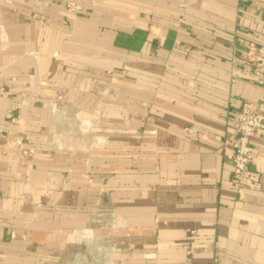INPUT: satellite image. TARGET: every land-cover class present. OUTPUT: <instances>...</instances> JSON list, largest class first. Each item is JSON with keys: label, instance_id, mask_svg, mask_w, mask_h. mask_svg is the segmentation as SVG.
Listing matches in <instances>:
<instances>
[{"label": "crops", "instance_id": "obj_1", "mask_svg": "<svg viewBox=\"0 0 264 264\" xmlns=\"http://www.w3.org/2000/svg\"><path fill=\"white\" fill-rule=\"evenodd\" d=\"M263 38L264 0H0V264H264Z\"/></svg>", "mask_w": 264, "mask_h": 264}, {"label": "built area", "instance_id": "obj_2", "mask_svg": "<svg viewBox=\"0 0 264 264\" xmlns=\"http://www.w3.org/2000/svg\"><path fill=\"white\" fill-rule=\"evenodd\" d=\"M70 6L77 7L73 3H70ZM247 62L253 67L250 78L264 86V38L263 44L257 51L249 54ZM261 100H264V97ZM236 129L237 133L232 138L234 164L232 183L241 191L253 181L250 170L255 158L253 138L259 131L264 130V118L257 112L255 104L251 101H245L242 104L236 117ZM33 151L34 149L28 148L23 152L32 153Z\"/></svg>", "mask_w": 264, "mask_h": 264}]
</instances>
